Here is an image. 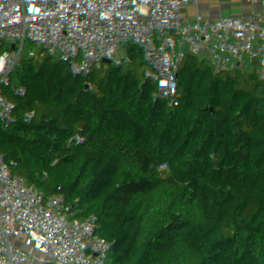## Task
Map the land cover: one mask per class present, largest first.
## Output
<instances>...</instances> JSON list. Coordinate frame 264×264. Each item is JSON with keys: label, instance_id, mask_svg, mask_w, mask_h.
<instances>
[{"label": "built area", "instance_id": "1", "mask_svg": "<svg viewBox=\"0 0 264 264\" xmlns=\"http://www.w3.org/2000/svg\"><path fill=\"white\" fill-rule=\"evenodd\" d=\"M38 2L22 10L16 3H0L1 185L28 195L33 206L45 207L63 191L77 199L86 196L89 189L81 176H91L101 182L104 207L116 214L117 228L131 237L138 235L137 205L146 185L166 190L177 205L215 202L220 210L230 209L236 222L245 217L253 224L264 223L261 137L254 131L248 140H232L220 106L224 95L239 101L247 91L258 90L264 70L234 83L207 76L194 90L176 96L162 94L152 81L144 104L134 107L111 101L108 86L92 71L70 72V57L62 55L52 68L56 84L45 89L51 40L55 32L66 35L71 9ZM121 2L86 0L82 14L91 17L99 6ZM232 2L248 10L259 0ZM143 13L155 36L174 42L195 45L212 36L225 41L229 57L235 59L243 47L264 51V23L256 31L240 27L224 0H143ZM67 37L83 47L79 28ZM39 51L45 58L37 74L33 55ZM154 53L156 64H164L163 52L156 48ZM193 105L206 112L211 133L220 135L216 144L140 149L141 138L157 137L172 117ZM241 145L247 150L241 151Z\"/></svg>", "mask_w": 264, "mask_h": 264}, {"label": "crops", "instance_id": "2", "mask_svg": "<svg viewBox=\"0 0 264 264\" xmlns=\"http://www.w3.org/2000/svg\"><path fill=\"white\" fill-rule=\"evenodd\" d=\"M85 1L45 0L48 7L63 3L71 9L66 35L55 32L51 40L52 54L45 89L56 84L52 68L62 55L70 57V72L92 71L97 81L108 86L111 101L134 107L144 104L152 81L162 94L176 96L194 90L207 76H216L222 83H234L264 70V51L243 47L235 59L229 57L225 41L212 36L203 37L195 45L155 36L149 16L143 13V0H122L113 7L99 6L91 17L82 14ZM193 1L212 3V0ZM38 3L17 5V9ZM224 4L240 27L256 31L264 23V0H259L248 10L238 9L232 0H224ZM77 28L80 29L82 48L73 45L67 37H71ZM156 48L164 54L162 65L155 62ZM44 58L42 51L33 55L37 74L41 72ZM263 99L264 83L256 91H247L242 100L224 95L220 101L230 138L248 140L257 131L261 137V151H264ZM219 140L220 135L210 131L206 112L193 105L185 107L181 115L172 117L157 137H143L138 144L141 150L152 152L157 144L172 150L211 148ZM239 149L247 150L245 145Z\"/></svg>", "mask_w": 264, "mask_h": 264}, {"label": "trees", "instance_id": "3", "mask_svg": "<svg viewBox=\"0 0 264 264\" xmlns=\"http://www.w3.org/2000/svg\"><path fill=\"white\" fill-rule=\"evenodd\" d=\"M82 179L86 196L61 195L45 207L0 184V264H264V223L236 222L215 202L177 205L146 185L131 237L105 209L101 182Z\"/></svg>", "mask_w": 264, "mask_h": 264}, {"label": "water", "instance_id": "4", "mask_svg": "<svg viewBox=\"0 0 264 264\" xmlns=\"http://www.w3.org/2000/svg\"><path fill=\"white\" fill-rule=\"evenodd\" d=\"M36 1H41V0H0V3H8V4H13V3H28V2H36ZM82 178L84 175L81 176ZM62 195L64 196H69V193L66 191L62 192ZM47 219V218H46Z\"/></svg>", "mask_w": 264, "mask_h": 264}, {"label": "rangeland", "instance_id": "5", "mask_svg": "<svg viewBox=\"0 0 264 264\" xmlns=\"http://www.w3.org/2000/svg\"><path fill=\"white\" fill-rule=\"evenodd\" d=\"M0 7H2V8H3V7H4V4H0ZM78 184H81V183L79 182Z\"/></svg>", "mask_w": 264, "mask_h": 264}]
</instances>
